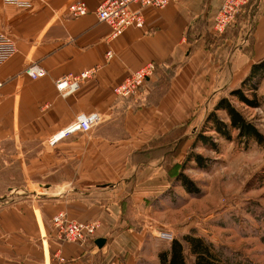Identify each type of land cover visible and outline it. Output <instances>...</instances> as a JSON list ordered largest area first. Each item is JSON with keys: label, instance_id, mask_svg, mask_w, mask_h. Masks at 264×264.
<instances>
[{"label": "crops", "instance_id": "obj_1", "mask_svg": "<svg viewBox=\"0 0 264 264\" xmlns=\"http://www.w3.org/2000/svg\"><path fill=\"white\" fill-rule=\"evenodd\" d=\"M75 1L86 4L87 15L70 16ZM104 1L0 0V28L17 46L0 66V144L12 139L26 151L39 148L30 174L51 192L29 196L35 202L16 199L0 213V264H133L146 232L132 228L124 212H152L169 187L164 145L152 143L192 115L200 129L216 101L264 57V0H249L222 34L214 25L224 0H176L143 9V28L116 37L95 15ZM148 63L156 72L140 100L117 98L115 88ZM32 64L47 76H23ZM92 67L96 74L75 94L61 96L59 78ZM93 112L103 122L92 132L49 146L77 116ZM59 212L74 222H99L92 242L60 241L52 225ZM145 213L137 217L143 228L151 221Z\"/></svg>", "mask_w": 264, "mask_h": 264}, {"label": "rangeland", "instance_id": "obj_2", "mask_svg": "<svg viewBox=\"0 0 264 264\" xmlns=\"http://www.w3.org/2000/svg\"><path fill=\"white\" fill-rule=\"evenodd\" d=\"M258 95L264 96V90H259ZM214 102L215 98L203 100V108L207 104L212 107ZM236 106L250 119L256 118L264 134L262 110L245 108L238 103ZM195 117H187L182 124L184 131L172 135L176 141L172 140L174 143L168 151L179 155L170 157L171 167L184 162L193 137L200 131H195L191 125ZM181 136L182 145L178 146L177 139ZM35 149L39 150L34 146L28 148L30 152L26 151L12 139L0 144V213L12 207L16 199L36 201L30 198L35 195L31 191L42 185L34 182L35 178L30 174ZM197 152L215 160L209 172L194 168L185 171L201 185L204 192L201 197H190L167 179V191H172V194L153 203L152 212L150 208L146 210L147 214L134 212V209L124 212L125 217L131 215L135 219L134 222L133 219L128 221L132 228L146 232L133 264H159L158 252L170 246V243L157 238L158 233L165 230L172 232L175 239H182L188 234L204 237L223 248L229 261L235 259L240 264H264V146L251 143L249 148H245L236 142H222L221 154L203 149ZM178 171L176 167L170 174L175 176ZM144 213L151 218L147 228L141 227L137 218L143 217Z\"/></svg>", "mask_w": 264, "mask_h": 264}, {"label": "built area", "instance_id": "obj_3", "mask_svg": "<svg viewBox=\"0 0 264 264\" xmlns=\"http://www.w3.org/2000/svg\"><path fill=\"white\" fill-rule=\"evenodd\" d=\"M174 1L176 0H105L96 9L95 15L99 22L110 25L113 36L116 37L129 27L143 28V9L147 7L165 9ZM248 2L249 0H224L215 20V32L222 34L232 26L244 7L248 5ZM67 10L70 16L75 18L85 16L88 13V8L82 1L71 3ZM16 51L15 40L0 28V66L7 62ZM110 56L111 53L108 52L107 57ZM97 69V67H92L77 75H65L55 82L56 89L62 97L67 98L75 94L87 80L91 79L96 74ZM155 72L156 65L154 63H148L142 68L133 71L115 88V95L122 100L139 101L142 91L146 88ZM47 74V70L40 64H32L22 72L23 76H27L32 80L44 78ZM2 86L3 84L0 83V88ZM102 122L103 117L97 112L81 114L64 130L49 138L48 144L54 147L61 140L70 136L90 133ZM33 192L35 195H47L51 193L44 186H39ZM52 225L59 240L78 244L92 242V239L100 228L99 222L96 221L88 223L71 221L65 212L56 214L52 219ZM157 238L168 243L175 240L174 234L166 230L160 231Z\"/></svg>", "mask_w": 264, "mask_h": 264}, {"label": "trees", "instance_id": "obj_4", "mask_svg": "<svg viewBox=\"0 0 264 264\" xmlns=\"http://www.w3.org/2000/svg\"><path fill=\"white\" fill-rule=\"evenodd\" d=\"M263 81L264 57L252 65L248 76L240 86L233 88L228 96H223L216 101L200 131L193 137V142L182 164L173 165V167L169 165L170 157L179 154H172V151H168V147L174 143V140L176 141L172 135L181 134L185 127L176 128L152 143V146L164 145L165 170L167 179L173 186L175 184L182 188L190 197L198 198L204 194L201 185L185 173L189 168L202 172H209L212 169L215 160L199 154L197 152L199 149L218 155L222 152V142H236L245 148H249L251 143L264 146V134L260 131L256 118L250 119L236 106L238 103L245 108L261 109L264 117V96L258 95ZM177 142L178 146L182 145V136L177 139ZM174 167L179 168L175 176L170 174ZM169 194H172V191H166L160 199L166 198ZM157 258L159 264H240L235 259L229 261L223 248L194 234L175 239L168 248L158 253Z\"/></svg>", "mask_w": 264, "mask_h": 264}, {"label": "water", "instance_id": "obj_5", "mask_svg": "<svg viewBox=\"0 0 264 264\" xmlns=\"http://www.w3.org/2000/svg\"><path fill=\"white\" fill-rule=\"evenodd\" d=\"M96 244H97L100 248H102V247L104 246V244H105V240H103V239H99V240L96 241Z\"/></svg>", "mask_w": 264, "mask_h": 264}]
</instances>
